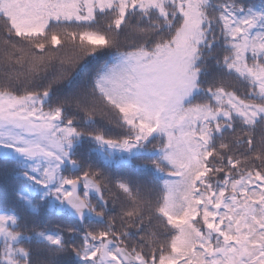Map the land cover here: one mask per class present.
I'll return each mask as SVG.
<instances>
[{"label": "snow or ice", "instance_id": "snow-or-ice-1", "mask_svg": "<svg viewBox=\"0 0 264 264\" xmlns=\"http://www.w3.org/2000/svg\"><path fill=\"white\" fill-rule=\"evenodd\" d=\"M0 264H264V0H0Z\"/></svg>", "mask_w": 264, "mask_h": 264}]
</instances>
